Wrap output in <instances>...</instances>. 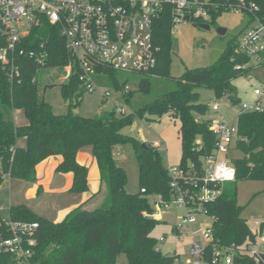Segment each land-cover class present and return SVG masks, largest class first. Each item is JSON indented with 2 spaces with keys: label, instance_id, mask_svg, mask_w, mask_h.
Returning <instances> with one entry per match:
<instances>
[{
  "label": "trees",
  "instance_id": "obj_1",
  "mask_svg": "<svg viewBox=\"0 0 264 264\" xmlns=\"http://www.w3.org/2000/svg\"><path fill=\"white\" fill-rule=\"evenodd\" d=\"M244 1L247 5H255L256 10L243 13L264 24V0ZM226 11L222 7L212 11L207 23H214L215 18ZM191 22L199 24L196 20ZM173 28L172 18L165 11L154 28L155 43L159 47L157 67L142 75L152 79L170 78ZM51 32L48 26H43L29 43L20 45L25 55L16 62L20 72L18 78L9 80L0 63V184L6 176L33 183L38 164L49 157L61 156L62 161L55 172L71 173L73 178L68 192L80 196L88 191V168L78 163L76 155L83 149H89L99 170L103 198L101 204L93 209L79 205L60 222L46 219L24 204L11 206L10 220L38 223L37 245L30 264H114L120 254L126 256L127 264H182L177 255H163L157 248V239L151 236L157 220L152 216L154 213L147 197L170 199L173 191L167 168L161 163L158 149L149 145L144 148L142 142L124 134L122 129L135 119L149 123L167 115L179 123V168L184 173L191 172L193 168L200 171L202 159L213 152L215 136L209 131L208 123L198 119L207 116L210 108L200 103L196 90L208 88L216 98L227 97L238 105L232 80L250 71L249 58L238 50L237 42L232 41L213 65L187 69L174 88L161 91L152 102L133 113L119 114L112 110L103 116L82 117L68 110L64 115H57L40 93L39 81L35 78L38 63L26 55L39 42L48 39V67H64L70 61L75 65L59 34ZM115 74L110 69L99 68L95 80L100 86L109 79L128 103L132 91L124 92L126 83L120 85ZM151 83L149 79L142 80L139 91L149 94ZM49 87L52 86H44L43 90ZM59 88L64 100H75L68 108L76 106L86 93L79 81L76 65L68 81ZM15 111L22 112L24 124L14 122ZM237 127L240 139L236 148L244 156L232 161L236 170L235 181L220 184V195L203 205L213 219L211 233L214 239V245L205 246L203 264H213L211 251L214 246L225 249L240 247L255 240L254 233L241 216L242 207L237 202L235 184L238 181L264 183V111L243 112L239 107ZM126 143L133 146L139 167L140 191L137 194L127 191L126 173L114 162L115 148ZM181 185L183 189L190 188L184 183ZM0 264L14 263L8 255L0 254ZM233 264L254 263L249 258L237 256Z\"/></svg>",
  "mask_w": 264,
  "mask_h": 264
},
{
  "label": "built area",
  "instance_id": "obj_2",
  "mask_svg": "<svg viewBox=\"0 0 264 264\" xmlns=\"http://www.w3.org/2000/svg\"><path fill=\"white\" fill-rule=\"evenodd\" d=\"M219 7L227 11L248 10L250 13L256 10L255 5H247L244 0H0V63L9 80L18 78L20 72L16 62L25 55L20 45L29 43L43 26H48L51 33L57 32L63 40L65 49L78 68L79 81L85 91L91 93L99 86L95 80L99 68L145 74L157 67L159 47L155 43L154 28L162 13L167 11L170 14L175 27L185 21V17L188 21L207 23L212 11H217ZM253 20L256 25L241 33L236 40L237 48L249 58V62L263 61L264 24L256 18ZM48 43V39L42 40L26 54L38 63V70L50 68L46 63ZM75 65L72 61L68 64L70 73ZM129 91L126 83L124 92ZM263 95L264 88L254 89V104H243L241 111H264L260 102ZM209 108L210 112L204 118L209 131L215 136L213 152L202 159L200 171L193 168L191 172L184 173L179 166L167 167L173 193L169 200L156 197L155 203L160 210L176 204L185 211L176 229L180 236H183L182 230L186 226L197 222L198 216H209L203 205L213 202L220 195V184L234 182L236 177L228 154L231 149H237L240 139L238 113L231 124L211 117L219 110L218 103ZM117 112L126 114L123 109ZM153 147L158 149L160 143H154ZM181 183L190 186L191 190L183 189ZM141 191L144 192V189ZM152 216L156 219L155 213ZM37 229V222L1 219L0 254L8 255L14 264H30L37 245ZM202 235L206 245H214L211 226L204 228ZM254 236V241L240 247L225 249L214 246L212 263L233 264L238 256L249 258L254 264H264V222L259 224ZM205 246L201 247L198 243L191 246V253L199 261H202Z\"/></svg>",
  "mask_w": 264,
  "mask_h": 264
},
{
  "label": "rangeland",
  "instance_id": "obj_3",
  "mask_svg": "<svg viewBox=\"0 0 264 264\" xmlns=\"http://www.w3.org/2000/svg\"><path fill=\"white\" fill-rule=\"evenodd\" d=\"M203 24H208L209 30L202 29L191 21H181L173 28L169 79H152L142 74L116 72L118 83L120 85L127 83L132 91V97L128 103L124 100L123 93L115 90L108 81L109 79H106L105 85L98 86L91 93L86 92L79 98L76 106L69 109L70 102L75 103V100L72 99L70 102L64 100L59 88L60 85L68 81L71 75L68 64L64 67H50L37 71L35 78L39 81L40 93L43 94L45 101L53 106L54 113L57 115H64L68 110L82 117L103 116L112 110L120 109H123L126 114L133 113L152 102L161 91L174 88L176 81L187 69L206 68L213 65L232 41L238 40L242 32L256 25L255 21L251 20L247 14L233 10L217 16L214 23ZM220 29L225 31L224 35L219 33ZM249 66L251 69L248 73L232 80V86L239 99L238 105H234L227 97L216 98L214 92L208 88L196 90L200 103L207 104L209 107L213 103L219 104V110L213 115L211 114V117H217L233 124L239 107H242L243 104L247 106L254 104L253 90L264 88V60H250ZM144 79H149L152 82L149 94L139 91V84ZM49 85L52 87L46 88L44 91L43 87ZM260 102L264 109V95L261 96ZM13 118L17 125L25 123L21 111H15ZM200 120L205 121V118L201 117ZM178 128V122H174L172 118L164 115L159 120L149 123L135 119L131 125L124 127L122 132L139 140L142 144L153 146L154 143H160L158 152L161 163L167 168L179 166L181 144L178 138ZM83 153L88 154L86 162H88V158L93 160L90 153ZM243 156L240 150L233 148L228 154V159L234 161L243 158ZM113 157L115 164L123 168L126 173L127 191L130 194L139 193V167L133 146L126 143L116 147ZM89 164L88 162L82 165L87 166L90 180L94 181L96 174H93ZM235 185L237 202L242 207L241 216L246 220L250 231L255 233L259 224L264 222V183L238 181ZM41 187L42 190L38 191ZM69 187V178L56 173L50 162L42 164L39 168L37 181L33 183L12 180L6 176L0 184V208H2L0 217L8 219L11 206L24 204L46 219L59 221L74 203L75 196L68 192ZM156 200V196L147 197L148 204L157 220V224L151 232V236L157 239V248L163 255L179 256L182 264H203L198 257L191 253V246L198 243L204 247L207 244L202 231L211 226L213 219L209 216H198L197 222L186 226L182 230L183 236H180L176 229L182 216L185 215V211L176 204L170 205L166 210H160L156 206ZM114 264H127L126 256L120 254Z\"/></svg>",
  "mask_w": 264,
  "mask_h": 264
},
{
  "label": "crops",
  "instance_id": "obj_4",
  "mask_svg": "<svg viewBox=\"0 0 264 264\" xmlns=\"http://www.w3.org/2000/svg\"><path fill=\"white\" fill-rule=\"evenodd\" d=\"M83 152L90 153L89 149H83V150L79 151L78 154L76 155V160L78 161L79 164L80 163L87 164L89 162L90 163L89 164L90 167H92L93 174L94 175L96 174V180H95V176H94V181L90 180L89 169H88V191L83 193V194H81L80 196H75L74 203L68 209V211L66 212L65 216L62 219H60L59 221H55L54 220L55 222L62 221L71 210H73L74 208L78 207L79 205H82V207L85 208V209H93V208H96L97 206H99L101 204V201H102V198H103V194H102V189H101V186H100L101 185L100 175H99V170H98L96 161H95L94 158H93V160L91 158H88L89 160H88V162H86L87 161L86 158L88 157V154L86 155ZM81 160H85V161L82 162ZM61 161H62V157L61 156H53V157L47 158L46 160H44L40 164H38L36 166V169H35L36 170V181H37V175H38V172H39V168L42 166V164H44L46 162H50L51 167L53 169H56V167L59 165V163ZM93 165H95V167H93ZM60 175H64L65 177L69 178L70 187H71L73 175L71 173L60 174ZM91 181H92V183H91ZM70 187H69V189H70ZM69 189H68V191H69ZM39 190H42V187L39 188ZM257 229H258V227H257ZM257 229H256V231H257Z\"/></svg>",
  "mask_w": 264,
  "mask_h": 264
},
{
  "label": "water",
  "instance_id": "obj_5",
  "mask_svg": "<svg viewBox=\"0 0 264 264\" xmlns=\"http://www.w3.org/2000/svg\"><path fill=\"white\" fill-rule=\"evenodd\" d=\"M184 20H185V21H188V17H185ZM198 26H199L200 28H202V29H206V30H209V28H210V26H209L208 24H198ZM219 33H220L221 35H224L225 31L220 29V30H219ZM142 146H143L144 148H147V147H148V145L145 144V143H143Z\"/></svg>",
  "mask_w": 264,
  "mask_h": 264
}]
</instances>
